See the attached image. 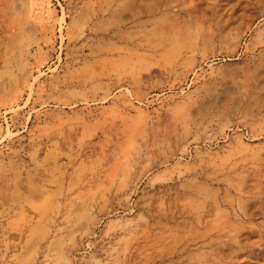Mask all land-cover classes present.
I'll return each instance as SVG.
<instances>
[{
	"label": "rangeland",
	"instance_id": "374dc122",
	"mask_svg": "<svg viewBox=\"0 0 264 264\" xmlns=\"http://www.w3.org/2000/svg\"><path fill=\"white\" fill-rule=\"evenodd\" d=\"M0 264H264V0H0Z\"/></svg>",
	"mask_w": 264,
	"mask_h": 264
}]
</instances>
